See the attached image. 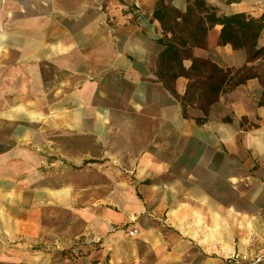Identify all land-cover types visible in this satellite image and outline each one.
Listing matches in <instances>:
<instances>
[{"label": "crops", "instance_id": "1", "mask_svg": "<svg viewBox=\"0 0 264 264\" xmlns=\"http://www.w3.org/2000/svg\"><path fill=\"white\" fill-rule=\"evenodd\" d=\"M118 1L0 0V264H264L260 81L204 115L152 14L186 0ZM203 1L264 45V0ZM219 33L191 55L252 63Z\"/></svg>", "mask_w": 264, "mask_h": 264}, {"label": "trees", "instance_id": "2", "mask_svg": "<svg viewBox=\"0 0 264 264\" xmlns=\"http://www.w3.org/2000/svg\"><path fill=\"white\" fill-rule=\"evenodd\" d=\"M183 11L156 2L153 16L159 21L162 36V54L171 58L178 73L186 78L182 99L186 104L198 106L204 115L208 105L220 93L230 91L247 79L256 77L262 85V97L258 104H264V78L249 72L247 63L239 67H219L207 58L193 57L194 46L203 45L207 28L220 25L219 42L228 43L232 48L243 49L247 61L257 58L264 60V45H257V38L263 26L260 17H251L243 12L217 15L203 0H186ZM182 56L190 58L187 69L181 67ZM177 76L176 74L172 75ZM200 119V118H199ZM204 118H201L202 120Z\"/></svg>", "mask_w": 264, "mask_h": 264}, {"label": "built area", "instance_id": "3", "mask_svg": "<svg viewBox=\"0 0 264 264\" xmlns=\"http://www.w3.org/2000/svg\"><path fill=\"white\" fill-rule=\"evenodd\" d=\"M115 8L118 9L120 12H125V13H135L137 11L138 5L136 3V0H120L115 4ZM262 13H264V8L262 9ZM129 235L135 234L136 229L132 228L129 229L128 231ZM234 264H240L237 259H232L231 260ZM226 264H230L226 263Z\"/></svg>", "mask_w": 264, "mask_h": 264}, {"label": "rangeland", "instance_id": "4", "mask_svg": "<svg viewBox=\"0 0 264 264\" xmlns=\"http://www.w3.org/2000/svg\"><path fill=\"white\" fill-rule=\"evenodd\" d=\"M249 72L259 74L262 78H264V60L258 58L254 59L251 64H247ZM78 245H76L77 247ZM77 254L80 252V248H77L75 251Z\"/></svg>", "mask_w": 264, "mask_h": 264}]
</instances>
